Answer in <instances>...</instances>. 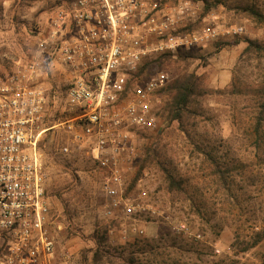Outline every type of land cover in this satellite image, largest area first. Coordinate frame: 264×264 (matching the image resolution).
<instances>
[{
  "label": "rangeland",
  "instance_id": "374dc122",
  "mask_svg": "<svg viewBox=\"0 0 264 264\" xmlns=\"http://www.w3.org/2000/svg\"><path fill=\"white\" fill-rule=\"evenodd\" d=\"M56 1L0 0V80L38 55L39 33ZM190 1L195 14L183 20L181 32L209 21L220 33L235 25L244 30L180 48L153 65L168 72L167 88L184 74L199 77L201 94L177 120L168 117V98L159 93L160 129L140 132L133 146L107 149L122 157L124 196L149 212L107 218L102 189L109 169L96 159L93 143L72 144L63 154L61 147L72 143L63 127L43 134L50 230L59 255L71 254L79 264H130L132 258L133 264H264V98L258 92L264 85V0ZM40 58L48 125L56 124L65 119L67 82L48 52ZM100 244L110 254L96 260ZM5 245L0 233V257Z\"/></svg>",
  "mask_w": 264,
  "mask_h": 264
},
{
  "label": "built area",
  "instance_id": "2783aa9c",
  "mask_svg": "<svg viewBox=\"0 0 264 264\" xmlns=\"http://www.w3.org/2000/svg\"><path fill=\"white\" fill-rule=\"evenodd\" d=\"M56 3L39 33L38 55L0 80V233L6 239L0 264H79L71 254H58L50 230L41 141L56 126L61 125L72 142L61 147L63 154L72 152V144L89 141L98 162L109 169L102 189L107 218L136 219L149 212L147 205L124 196L122 157L107 153L109 147L119 151L133 146L137 134L161 127L157 95L169 74L163 68L149 72L143 67L160 55L244 30L235 25L220 33L209 21L199 30L181 32L183 20L195 14L190 0ZM47 52L63 68L67 82L62 93L65 119L51 125L40 58Z\"/></svg>",
  "mask_w": 264,
  "mask_h": 264
},
{
  "label": "trees",
  "instance_id": "16d2710c",
  "mask_svg": "<svg viewBox=\"0 0 264 264\" xmlns=\"http://www.w3.org/2000/svg\"><path fill=\"white\" fill-rule=\"evenodd\" d=\"M185 31V30H183ZM169 53L164 55H160L159 57L149 61L146 63L145 67H143V71L147 68L148 71L151 70L153 65H162L166 62ZM202 90V84L199 77H196L194 74H184L178 78V80L169 86L168 88H163L159 93H163L167 99L166 102V111L168 113V117L170 116L172 119L182 120L186 115V111L188 109L189 104L193 101L195 95H200ZM260 96L262 95L264 98V85L258 89ZM174 179L173 175L168 172L166 176V180L169 185V190L173 188L170 186V183ZM103 239V238H102ZM107 250V249H106ZM104 250L103 245L100 244L98 249L96 250V260L103 259L104 255L110 251ZM110 261V260H109ZM135 259L132 258L128 261L130 264L135 263ZM113 263V262H112Z\"/></svg>",
  "mask_w": 264,
  "mask_h": 264
}]
</instances>
